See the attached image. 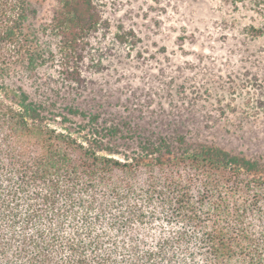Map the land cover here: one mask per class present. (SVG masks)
<instances>
[{
  "label": "trees",
  "instance_id": "trees-1",
  "mask_svg": "<svg viewBox=\"0 0 264 264\" xmlns=\"http://www.w3.org/2000/svg\"><path fill=\"white\" fill-rule=\"evenodd\" d=\"M40 3L0 0V264H264V155L183 134L129 151L124 126L35 98L48 29L70 66L104 28L96 0H52L41 30Z\"/></svg>",
  "mask_w": 264,
  "mask_h": 264
},
{
  "label": "rangeland",
  "instance_id": "rangeland-1",
  "mask_svg": "<svg viewBox=\"0 0 264 264\" xmlns=\"http://www.w3.org/2000/svg\"><path fill=\"white\" fill-rule=\"evenodd\" d=\"M96 2L104 28L83 61L62 64L58 39L50 29L41 37L55 56L24 80L35 98L124 126L134 138L120 147L129 151L140 137L183 134L264 155V15L228 0ZM51 6L41 0V30Z\"/></svg>",
  "mask_w": 264,
  "mask_h": 264
}]
</instances>
